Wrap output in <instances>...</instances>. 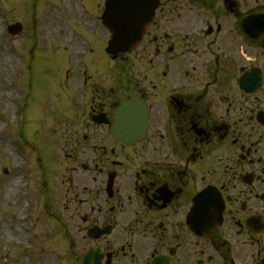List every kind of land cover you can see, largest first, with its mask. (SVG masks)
<instances>
[{
  "label": "flooded vegetation",
  "instance_id": "1",
  "mask_svg": "<svg viewBox=\"0 0 264 264\" xmlns=\"http://www.w3.org/2000/svg\"><path fill=\"white\" fill-rule=\"evenodd\" d=\"M67 1L72 51L95 57L68 62L74 120L67 186L44 206L48 263L264 264V0H158L135 50L147 73L127 79L118 62L106 78L98 59L106 0ZM47 18L57 46L63 14ZM131 95L146 103L147 135L124 144L111 126Z\"/></svg>",
  "mask_w": 264,
  "mask_h": 264
},
{
  "label": "rangeland",
  "instance_id": "2",
  "mask_svg": "<svg viewBox=\"0 0 264 264\" xmlns=\"http://www.w3.org/2000/svg\"><path fill=\"white\" fill-rule=\"evenodd\" d=\"M27 1L0 0V126L7 121L9 123L0 127V264L47 263L46 256L51 246L44 234L48 223L44 219L43 206L49 203L54 190L57 189L58 195L64 193L67 184H62L65 174L61 173L66 163L68 165L62 151L61 155L58 150H50L49 147L54 145V139L59 146L61 143L65 147L64 138L71 132L74 117H71L70 108L68 110L69 81L66 72L68 62L75 66L74 62L83 56L72 51L74 44L69 38L70 15L67 13L70 2L29 0V3L36 4L35 15L32 10L24 18L26 23L34 16L38 18L42 34L49 30L47 17L53 9L60 8L63 20L60 28H54L55 32L60 29L58 45H53L48 39H40L33 48L30 63L27 50L33 41L26 38L27 34L16 38L15 46L28 60L24 66L25 59L18 57L12 44L4 46L2 29L7 18L12 22L23 21V6L29 4ZM28 37L31 39L30 35ZM93 57L94 54L87 60ZM106 60L103 74L112 79L116 76V70L112 69L115 60L109 56ZM147 60L137 52L122 56L120 61L117 60L121 68L119 72H123L120 75L123 78L143 77ZM14 71L18 75L11 84L16 90L11 86L7 88ZM120 93L123 95L125 92ZM16 101L19 110L17 122ZM10 138L16 144H12ZM6 141H9V147ZM27 145L37 147V155ZM39 153L42 154L40 162L44 173L37 169L35 158ZM72 182L73 186H81L83 178L77 175Z\"/></svg>",
  "mask_w": 264,
  "mask_h": 264
},
{
  "label": "water",
  "instance_id": "3",
  "mask_svg": "<svg viewBox=\"0 0 264 264\" xmlns=\"http://www.w3.org/2000/svg\"><path fill=\"white\" fill-rule=\"evenodd\" d=\"M132 2L140 4L142 3V0H134L131 1V3ZM114 33L115 34L111 42V50H116V48L118 47V42L123 38L122 33ZM116 114L117 116H120V126L122 128L125 127V123L130 124L135 129L136 137H140L143 135V133L145 132L146 123L145 105L142 102H139L136 97H132L131 99L123 102L121 106L117 109ZM117 135L118 132L116 133V137Z\"/></svg>",
  "mask_w": 264,
  "mask_h": 264
}]
</instances>
